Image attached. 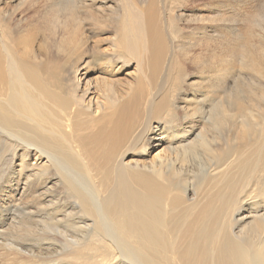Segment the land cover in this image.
<instances>
[{"label":"bare ground","instance_id":"bare-ground-1","mask_svg":"<svg viewBox=\"0 0 264 264\" xmlns=\"http://www.w3.org/2000/svg\"><path fill=\"white\" fill-rule=\"evenodd\" d=\"M3 2L0 144L22 157L12 169L15 193L54 180L70 196L64 203L42 192L34 210L1 200L0 216L14 210L23 231L0 230L5 262L32 264L61 249L60 264H264V0H212L200 21L212 25L206 40L213 52L186 47L168 59L164 47L172 45L164 46L154 15L123 18L118 4L96 7L104 0H45L50 11L30 22L16 13L41 0ZM226 3L238 15L214 17ZM33 21L45 27L35 36L27 29ZM225 21L227 29L219 24ZM84 24L105 37L92 39ZM48 42L57 52L55 84L40 71ZM132 57L147 70L143 84ZM240 58L242 86L231 95L223 88L216 101L214 79ZM189 66L199 78L187 89ZM246 93L252 97L241 105ZM62 205L67 218L57 219Z\"/></svg>","mask_w":264,"mask_h":264},{"label":"rangeland","instance_id":"rangeland-1","mask_svg":"<svg viewBox=\"0 0 264 264\" xmlns=\"http://www.w3.org/2000/svg\"><path fill=\"white\" fill-rule=\"evenodd\" d=\"M17 1H21V0H17ZM24 1H28V0H24ZM106 2V4H96V7L101 6V5H107L109 4H118V7H115L116 9H118V14L121 15L123 18L128 17L130 14L132 13H137V14H141L144 17L149 16V17H155L157 24L160 26V30L164 35V46H169V47H164L167 56L166 58L168 59L170 54L175 53L176 51L180 50V49H192V51L195 52L196 50H199L200 52L205 50L206 47L209 46L211 52H213V47L208 45L210 44V39L207 41L206 38H208L210 36V22H201L200 21V16L202 14H205V16H209L211 13H208L207 9H209V12H212L213 10H211L210 8L213 7L212 6V0H156L155 3L151 4V5H147L149 6L147 9H145L144 13H141L139 11L140 7H147V6H142L145 5V3H143V1L145 0H114L115 3H113L111 0H104ZM16 4V2H3L1 4L2 7L4 6H8V5H14ZM228 3H226L225 7L222 9H219L217 11H215L214 13V17H231V15H235L239 13V8L236 4L235 8H230V5H227ZM128 6L132 9L130 10L128 8ZM140 6V7H139ZM50 11V7H49V2H45V0H41L40 3L31 6L26 3L22 6V8H20V10L16 13L15 19L17 20L19 19H24L26 18L27 20H29L31 22L30 18H34L37 17L38 19H40L45 13H48ZM108 11V10H106ZM207 11V12H206ZM24 19V20H26ZM228 21V20H227ZM121 23V21H119V24ZM228 22L225 21V23H219L222 24L224 26L225 29H227L228 27ZM236 23V22H235ZM216 24H213L214 27H216ZM32 26H29L27 29H30L33 36H35V34H38L39 32L41 33V30H43L45 27L41 24L40 21H33L31 23ZM240 26H243L242 24H238ZM85 28H87V35H89L92 39H96V38H101V37H105V35L103 34H94V31L96 30L94 27H89L90 25H86L84 24ZM33 28V29H32ZM38 28V32L37 29ZM116 27L114 24L110 25V29L111 30H115ZM208 29V36L205 34V29ZM33 30V31H32ZM111 34H113L112 32H110ZM175 34L174 39H172L171 35ZM31 35V33H30ZM117 37V36H116ZM116 37H114V40H116ZM42 38V37H41ZM112 40L113 38L108 42V45H112ZM38 41V40H37ZM36 42L32 43V46L34 48H36ZM40 42L44 43L45 39L42 38L39 41V45ZM47 49L50 52V54L48 55V57L44 60H41L40 63L41 65L44 67H41V73L44 76V79L46 82L48 83H53L55 84L56 82H59L60 78L55 76L53 73L57 72L53 66L52 63V57L53 55L57 54L56 49L51 47V43L48 42L47 43ZM195 48V49H194ZM201 48V49H200ZM111 50V47L109 48ZM198 51V52H199ZM139 56V55H136ZM132 69L131 71H133L134 76L137 78H141L139 81H137V85L139 84H143L146 82L147 80V70L144 69L141 65V62L139 60V58L137 57H132ZM233 62L234 65H232V68H230L229 71L225 72L224 75L222 77L217 76L218 79H214V92H212V97L215 98L216 101H219L220 98L222 97V90L225 87L229 88L230 91V95H231V88L233 87H237L239 88L241 84H243V80H242V76L246 73V70L243 67V61L240 59H236ZM140 67L144 74L143 75L140 71L139 68ZM193 68L194 66H189L186 69V80H185V84L184 87H186L187 89H189V84H192V82H195L197 80V78H199V74L196 73H192L193 72ZM138 69L137 72H135L134 70ZM83 71V70H82ZM81 71V72H82ZM97 71V70H96ZM163 75V73H160L159 76L157 77V79L159 80L160 77ZM241 76V77H240ZM91 79L94 78V76H90ZM238 80H241L238 81ZM227 82V83H225ZM264 84V82H263ZM242 86V85H241ZM51 89L54 90H58L57 86L53 85L50 86ZM259 90V89H258ZM252 97V94L250 93H246L242 99H241V105H245L247 102L246 100H249V98ZM221 107L223 104H220ZM2 147V148H1ZM153 148V147H152ZM156 149V148H153ZM21 160L22 157L21 156H13L11 153H6V149L3 148V146L0 144V203L1 200L3 198H6V196L8 197L7 202H22L23 206H27L28 208H31L32 210H34V204L35 202H38V200L40 201V197H41V193H45L48 194V197H52V198H61L62 202L67 203L70 199V196L68 194V192L66 190L63 189V187L61 185H59L58 183L54 182L49 184L48 188H41L40 190H32L29 193V190L26 191L25 193L21 191L15 193L16 188H17V184L16 182L19 180V177L17 174L13 175V171L12 169L16 168L17 165H19V163L21 164ZM27 163H29L30 165L33 164V162L35 161L33 158H28L26 159ZM39 162V161H38ZM39 169H41V166L39 165L38 167ZM140 168V167H138ZM140 169H145V167H142ZM147 169V168H146ZM145 169V170H146ZM54 174L53 170H50V176ZM49 176H46V178ZM52 178L50 177V180ZM194 181V180H193ZM198 181V180H197ZM196 181V183H197ZM194 183V184H196ZM24 184V183H23ZM23 186V185H22ZM15 188V190H14ZM23 189V188H21ZM48 190V191H47ZM48 192V193H47ZM24 193V194H23ZM28 193V194H27ZM34 194V195H33ZM36 194V195H35ZM26 195V196H24ZM36 196V197H35ZM38 199V200H37ZM35 200V201H34ZM11 202V203H12ZM48 203V201H45V204ZM65 206V205H62ZM54 207L52 208H47V211L51 212ZM67 206H65L59 213L57 214V219H65L67 218L66 214L64 213L66 211ZM22 216V215H21ZM18 218L20 219L21 217L17 216V213L14 212V210H6L5 213H2V216H0V230L4 231L6 234H18V233H23L21 229L22 226H18L16 227L14 224L16 223V220H18ZM26 223L29 225V227L31 229H35V230H39L43 227L38 226L39 222H37L35 219L28 220L26 218H24ZM40 219V218H38ZM15 220V222H14ZM22 222H25L23 220L22 217ZM30 223H29V222ZM34 221V222H33ZM3 224V225H2ZM11 224V225H10ZM33 225V227H32ZM3 227H5L3 229ZM46 229V233L47 231H50V228L45 227ZM99 250V251H98ZM96 252V255L98 256V258H100L101 254L103 253V249L99 246V249ZM9 255H12V252L9 251ZM59 252H61V249H59L58 253L55 252V254H53V256L51 258H46V256L44 255L40 261L39 260H32L31 263L32 264H41V262H46L47 264H60L63 261V256L59 254ZM95 252V251H93ZM91 252V253H93ZM5 255L7 254V252H4ZM8 256V255H6ZM6 256H0V262L2 263H6V264H12L13 260L10 259L8 260V263L5 262L6 260L5 257ZM10 256V257H11ZM11 257V258H12ZM57 258V259H56ZM7 259V258H6ZM56 259V260H55Z\"/></svg>","mask_w":264,"mask_h":264}]
</instances>
